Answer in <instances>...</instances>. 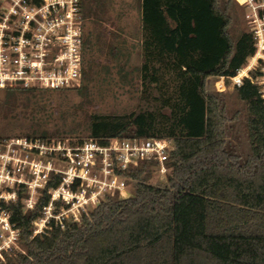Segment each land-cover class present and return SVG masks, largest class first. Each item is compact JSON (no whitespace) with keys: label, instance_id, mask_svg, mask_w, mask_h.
Returning <instances> with one entry per match:
<instances>
[{"label":"trees","instance_id":"trees-1","mask_svg":"<svg viewBox=\"0 0 264 264\" xmlns=\"http://www.w3.org/2000/svg\"><path fill=\"white\" fill-rule=\"evenodd\" d=\"M231 2L141 0V111L91 115L85 123L87 137L103 144L171 139L165 185L147 183L157 163L143 161L123 174L133 183L129 197L106 196L79 222L51 219L38 234L33 224L49 195L23 212L19 193L2 206L20 245L3 253L4 264H264V98L250 79L234 87L247 112L242 155L229 138L235 115L227 118L224 94L208 85L227 82L255 53L252 33L231 35ZM0 92V109H37L48 91ZM59 134L33 120L20 135Z\"/></svg>","mask_w":264,"mask_h":264},{"label":"built area","instance_id":"built-area-1","mask_svg":"<svg viewBox=\"0 0 264 264\" xmlns=\"http://www.w3.org/2000/svg\"><path fill=\"white\" fill-rule=\"evenodd\" d=\"M236 1L251 9L252 24L262 23L261 30L250 32L255 46V53L249 58L252 59L256 53L264 52V0ZM81 4L82 0H0V91L80 87ZM244 66L229 79L234 87L241 86L245 79L258 85L254 81L258 75L251 70L245 73ZM170 140L114 137L103 144L90 137L77 142L68 138L0 139L1 230L14 233L12 243L17 240L19 233L10 223V212L2 206L16 203L23 191L27 194L20 200L23 209H34L38 203L36 195L42 196L44 191L49 195L48 205L37 219L43 221V228L34 234L43 232L51 219L79 222L88 214L86 208L101 203L106 194L122 196L126 190L123 174L139 163L154 161L157 172L166 175ZM54 181L58 184L50 187ZM57 206L60 211L54 209ZM11 247H2L0 252Z\"/></svg>","mask_w":264,"mask_h":264},{"label":"rangeland","instance_id":"rangeland-1","mask_svg":"<svg viewBox=\"0 0 264 264\" xmlns=\"http://www.w3.org/2000/svg\"><path fill=\"white\" fill-rule=\"evenodd\" d=\"M82 5L95 12L85 16L89 23L84 32V75L82 74L80 87L48 91L39 101L43 108L0 109L1 139L22 137L20 134L28 130L33 120H39L42 129L60 132L59 135L46 139L68 138L77 142L88 138L85 123L93 117L91 115H126L141 111L139 109L143 101L139 70L143 60L136 34L140 15L139 0H82ZM229 7L232 16L230 32L233 37L244 31L252 32L257 28L261 30L262 23L258 26L257 23L252 24L254 15L249 7L241 6L236 0H232ZM250 70L258 75L254 81L264 94V52L256 53L252 59H248L244 72ZM208 85L211 91L224 94L227 118H233L235 115L234 120L229 123V138L238 147V153L245 155L248 152L244 127L247 117L245 104L238 100L232 80L226 82L225 79H209ZM79 89L81 90L78 91ZM2 99L3 94L0 92V100ZM149 104L148 100L147 108ZM166 175L158 173L156 167L152 168L148 173L147 183L164 186ZM123 180L126 183V190L119 196L120 198L129 197L133 191V183L126 177ZM26 196L25 191L21 192L22 200ZM106 196L111 197L115 194H106L102 201ZM39 197L43 195H36L38 202ZM96 206L86 208L85 213L91 212ZM54 209L60 211L61 207L57 206ZM26 211L31 210L24 207L23 212ZM73 212H76L74 208ZM1 216L0 213V249L8 245L11 247L13 244L11 249L19 251V236L12 243L14 233L1 230ZM43 224V221L37 220L33 224L36 231L34 233L40 232ZM8 251L0 252L2 257L0 264H4L3 253Z\"/></svg>","mask_w":264,"mask_h":264},{"label":"crops","instance_id":"crops-1","mask_svg":"<svg viewBox=\"0 0 264 264\" xmlns=\"http://www.w3.org/2000/svg\"><path fill=\"white\" fill-rule=\"evenodd\" d=\"M139 10H140V15H139V23H138L136 34L138 36L139 44L142 45L141 0H139ZM81 12H82V17H83L82 36H83V41H84V32H85L86 27H87L86 25L89 23V20L86 21V17L85 16H90L91 12L94 13L95 11H93V10L90 11V9L87 6L81 5ZM140 56L142 57V49H141V47H140ZM139 73H140V70H139Z\"/></svg>","mask_w":264,"mask_h":264}]
</instances>
